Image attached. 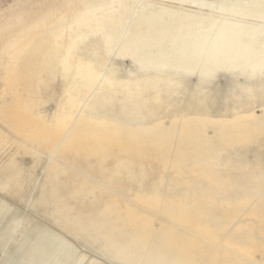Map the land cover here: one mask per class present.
<instances>
[{
    "label": "bare ground",
    "instance_id": "obj_1",
    "mask_svg": "<svg viewBox=\"0 0 264 264\" xmlns=\"http://www.w3.org/2000/svg\"><path fill=\"white\" fill-rule=\"evenodd\" d=\"M161 1L120 0L117 8L87 14L45 36L51 48L78 54L106 78L103 84L92 81L85 101L95 92L119 140L80 133L66 139L69 128L55 142L37 136L28 98L30 65L45 41L29 43L10 98L0 104V171L11 174L0 179V264L261 259L248 242L264 246V0H172L193 10ZM64 153H88L102 172L104 161L113 158L105 181L123 176L142 185L139 203L126 208L114 227L108 225L110 205L94 219L67 210L53 217L73 234L84 233L81 247L17 204L26 187L46 174L57 184L68 165L57 159ZM251 154L259 165L249 176L258 186L248 190L237 176L248 169ZM151 155L172 171V192L179 194L167 195L161 181L144 190L143 158ZM184 189L189 195L181 194ZM233 190L238 194L231 198Z\"/></svg>",
    "mask_w": 264,
    "mask_h": 264
},
{
    "label": "rangeland",
    "instance_id": "obj_2",
    "mask_svg": "<svg viewBox=\"0 0 264 264\" xmlns=\"http://www.w3.org/2000/svg\"><path fill=\"white\" fill-rule=\"evenodd\" d=\"M129 1L127 0L128 3ZM119 2L120 0H0V104L10 98V85L16 79L21 63L28 56L26 49L29 43L36 40L45 41L41 42L40 57L30 65L28 92L38 121L35 130L42 141L55 142L68 128L66 139L76 137L79 133L91 138L122 139L120 134L115 135L114 122L101 115L95 92L85 101L92 81L100 80V84H103L106 78L95 73L94 68L81 60L78 54L67 52L56 44L51 48L45 37L49 31L71 24L87 14L117 8ZM160 4L179 5L184 9L193 10L191 6H184L172 0H164ZM0 127L3 128L2 124ZM225 157L226 155L224 159ZM57 159L60 163L65 160L68 165L64 172H60L57 184L53 183L56 186L50 180L52 175L46 174L38 184L26 187L18 197L17 204L36 215L42 222L63 232L77 246H82L84 233L73 234L72 227H62L61 222L53 218L57 213L67 210L69 214L88 220L97 218L101 211L110 205L114 211L109 214L108 225L114 227L115 220L128 214L126 208L139 203L137 197L142 191V185L137 181L129 182L123 176L105 181L107 172L115 164L113 158L104 161L103 172L93 165L94 157L88 153H64ZM143 162L146 170L143 184L145 191L148 192L153 184L161 181L167 195L180 193V189L172 192L173 173L166 169L161 161L151 155L143 158ZM258 165V159L253 154L249 155L248 169L237 176L242 186L248 185V190L258 186L249 176V172ZM10 176L11 174L6 175L3 170L0 171V179ZM187 179L191 180L193 176L188 175ZM234 190L231 192V198L238 194V191ZM183 191L181 194L189 195L191 190ZM134 212L138 210L135 209ZM244 220L245 218L241 217L238 221ZM123 224L128 225L126 222ZM248 246L252 252L259 251L261 254V259L254 264H264V246L258 248L252 240L248 242ZM86 252L92 254L93 250L88 249Z\"/></svg>",
    "mask_w": 264,
    "mask_h": 264
},
{
    "label": "water",
    "instance_id": "obj_3",
    "mask_svg": "<svg viewBox=\"0 0 264 264\" xmlns=\"http://www.w3.org/2000/svg\"><path fill=\"white\" fill-rule=\"evenodd\" d=\"M10 19H11V18H9V20H10ZM7 23H12V21H9V22L7 21ZM1 34H2V33L0 32V36H1Z\"/></svg>",
    "mask_w": 264,
    "mask_h": 264
}]
</instances>
